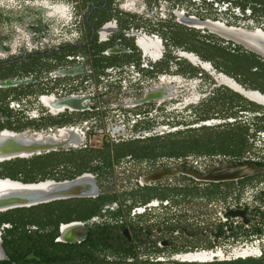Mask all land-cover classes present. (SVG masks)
<instances>
[{"label":"flooded vegetation","instance_id":"obj_1","mask_svg":"<svg viewBox=\"0 0 264 264\" xmlns=\"http://www.w3.org/2000/svg\"><path fill=\"white\" fill-rule=\"evenodd\" d=\"M192 19L264 30V0H0V132L50 146L6 161L88 186L0 211V264H264V106L231 86L264 96V58Z\"/></svg>","mask_w":264,"mask_h":264},{"label":"water","instance_id":"obj_2","mask_svg":"<svg viewBox=\"0 0 264 264\" xmlns=\"http://www.w3.org/2000/svg\"><path fill=\"white\" fill-rule=\"evenodd\" d=\"M191 25L208 31L237 44L247 50L264 58V30L246 29L211 21L192 19L186 21ZM15 84L11 82H0V87ZM241 95L264 106V96L258 92L247 91L236 85H231ZM49 140L41 134L29 135L25 132H14L3 130L0 132V162L13 158L29 157L48 150ZM263 170L255 164H242L218 170L208 176V180H226L242 177L253 172ZM88 186L84 179L56 182L54 180H43L25 183L8 177H0V211L14 208L27 207L52 200L64 199L73 196H84L87 194ZM5 258L3 248L0 244V259Z\"/></svg>","mask_w":264,"mask_h":264},{"label":"trees","instance_id":"obj_3","mask_svg":"<svg viewBox=\"0 0 264 264\" xmlns=\"http://www.w3.org/2000/svg\"><path fill=\"white\" fill-rule=\"evenodd\" d=\"M13 163H14L13 161L0 162V177H8L11 179L25 182V180L20 178V176L18 175V172L12 165Z\"/></svg>","mask_w":264,"mask_h":264}]
</instances>
